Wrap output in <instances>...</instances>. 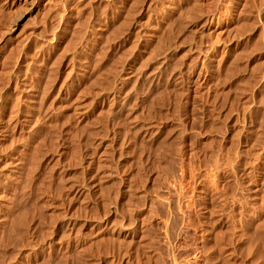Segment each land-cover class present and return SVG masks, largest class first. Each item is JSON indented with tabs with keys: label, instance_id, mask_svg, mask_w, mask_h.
I'll list each match as a JSON object with an SVG mask.
<instances>
[{
	"label": "rangeland",
	"instance_id": "374dc122",
	"mask_svg": "<svg viewBox=\"0 0 264 264\" xmlns=\"http://www.w3.org/2000/svg\"><path fill=\"white\" fill-rule=\"evenodd\" d=\"M263 224L264 0H0V264H264Z\"/></svg>",
	"mask_w": 264,
	"mask_h": 264
},
{
	"label": "bare ground",
	"instance_id": "6f19581e",
	"mask_svg": "<svg viewBox=\"0 0 264 264\" xmlns=\"http://www.w3.org/2000/svg\"><path fill=\"white\" fill-rule=\"evenodd\" d=\"M242 87H243V86H242ZM241 89H242V88H241ZM245 92H246V91H245ZM259 101H260V100H259ZM262 101H263V100H262ZM257 103H258V102H257ZM259 103H260V102H259ZM250 164H251V163H250ZM259 179H260V178H259ZM252 186H253V185H252ZM246 188H247V187H246ZM250 189H251V188H250ZM242 190H243V189H242ZM248 190H249V189H248ZM246 194H247V193H246ZM254 196H255V195H254ZM261 198H262V197H261ZM258 203H260V202H258ZM252 206H253V205H252ZM259 215H260V214H259ZM251 216H252V215H251ZM254 216H255V215H254ZM260 221H261V220H260ZM257 222H259V220H258ZM257 222H256V223H257ZM248 223H249V222H248ZM254 224H255V223H254ZM257 225H258V224H257ZM259 225L261 226V223H260ZM263 225H264V224H263ZM257 227H259V226H257ZM262 227H263V226H261L260 229H261ZM254 229H255V228H254ZM260 231H261V230H260ZM258 232H259V231H258ZM261 232H263V231H261ZM249 234H250V233H249ZM238 235H239V234H238ZM251 235H252V234H251ZM259 235H260V232H259ZM249 236H250V235H249ZM261 236H263V238H264L263 233L261 234ZM261 236H260V237H261ZM252 237H253V236H252ZM258 237H259V236H258ZM263 238H262V240H259V241H263ZM249 239H250V238H249ZM256 239H257V238H256ZM257 240H258V239H257ZM244 241H245V240H244ZM259 241H258V242H259ZM254 243H255V242H254ZM263 243H264V241L261 242L262 247L264 246ZM259 244H260V243H259ZM197 245H198V244H197ZM255 245H256V244H255ZM252 246H253V245H252ZM254 247H255V246H254ZM256 247H257V246H256ZM260 248H261V247H260ZM263 248H264V247H263ZM245 250H246V249H245ZM256 250H257V249H256ZM263 250H264V249H263ZM248 252H249V251H248ZM251 252H252V251H251ZM254 252H255V251H254ZM218 254H219V253H218ZM263 254H264V253H263ZM252 255H253V254H252ZM255 255H256V254H255ZM259 255H260V253H259ZM229 256H230V255H229ZM261 258H262V257H261ZM225 259H226V258H225ZM228 259H229V258H228ZM229 261H230V260H229ZM259 261H260V260H259ZM259 261H258V262H259ZM256 262H257V261H256ZM262 262H263V261H262ZM262 262H261V263H262ZM235 263H236V262H235ZM225 264H227V263L225 262ZM229 264H230V263H229ZM231 264H232V263H231ZM253 264H254V263H253Z\"/></svg>",
	"mask_w": 264,
	"mask_h": 264
}]
</instances>
